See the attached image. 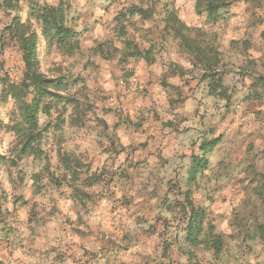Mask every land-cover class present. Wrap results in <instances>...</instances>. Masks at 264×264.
Masks as SVG:
<instances>
[{"label": "rangeland", "instance_id": "374dc122", "mask_svg": "<svg viewBox=\"0 0 264 264\" xmlns=\"http://www.w3.org/2000/svg\"><path fill=\"white\" fill-rule=\"evenodd\" d=\"M263 227L264 0H0V264H264Z\"/></svg>", "mask_w": 264, "mask_h": 264}, {"label": "trees", "instance_id": "16d2710c", "mask_svg": "<svg viewBox=\"0 0 264 264\" xmlns=\"http://www.w3.org/2000/svg\"><path fill=\"white\" fill-rule=\"evenodd\" d=\"M59 37L62 40H65L67 37V34H69V31H67L66 33H63L61 31V29H59L58 31ZM30 51L28 52V57H29V64H33L34 61L36 60V58L33 56L35 54L36 51V44H37V37L35 36V34H33L31 36L30 39ZM38 102H35L32 105H27L25 107V117H26V122L29 125L30 128H34L36 126L37 123V108H38ZM262 237L264 238V227L262 228Z\"/></svg>", "mask_w": 264, "mask_h": 264}]
</instances>
